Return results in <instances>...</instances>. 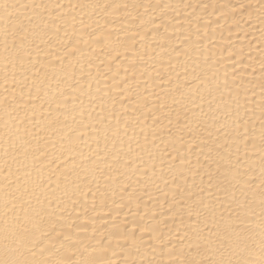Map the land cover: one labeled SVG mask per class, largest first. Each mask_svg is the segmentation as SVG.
I'll use <instances>...</instances> for the list:
<instances>
[{"label":"bare ground","instance_id":"6f19581e","mask_svg":"<svg viewBox=\"0 0 264 264\" xmlns=\"http://www.w3.org/2000/svg\"><path fill=\"white\" fill-rule=\"evenodd\" d=\"M0 264H264V0H0Z\"/></svg>","mask_w":264,"mask_h":264}]
</instances>
